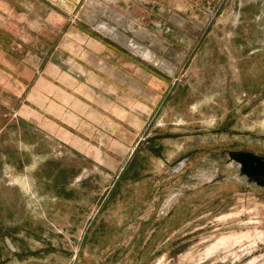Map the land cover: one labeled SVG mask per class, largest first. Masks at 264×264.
<instances>
[{
  "label": "rangeland",
  "instance_id": "obj_1",
  "mask_svg": "<svg viewBox=\"0 0 264 264\" xmlns=\"http://www.w3.org/2000/svg\"><path fill=\"white\" fill-rule=\"evenodd\" d=\"M81 3L55 102L0 108V264H264V178L232 157L264 158V0Z\"/></svg>",
  "mask_w": 264,
  "mask_h": 264
},
{
  "label": "crops",
  "instance_id": "obj_2",
  "mask_svg": "<svg viewBox=\"0 0 264 264\" xmlns=\"http://www.w3.org/2000/svg\"><path fill=\"white\" fill-rule=\"evenodd\" d=\"M81 1L0 0V108L7 112L17 111L23 124L27 122L25 118L30 119L32 115L39 121L36 107L52 104L56 100L53 91L54 83L48 78L51 76L49 71L56 69L50 55L54 52L56 40L59 39L60 32H57V29L63 25L71 24L69 15L80 12ZM44 8H46L45 19L40 16L44 13ZM134 9L135 7H131L130 10L134 12ZM200 9L202 11L203 7ZM110 18L112 17L110 16ZM43 23L46 27L42 26ZM72 43L75 44V42ZM83 45V48L67 47L74 59H100L96 52L86 47L85 41ZM105 48L106 46L100 47L99 51L102 53ZM181 58H185V56ZM113 69V75L117 78L122 71L117 68ZM88 81L92 86L86 87H93V80L89 79ZM146 96L148 99L152 98L154 90L147 91ZM66 98L72 100L69 95ZM147 98L146 100L149 102ZM83 104H85L83 101L77 100L73 106ZM148 106L146 104V107ZM68 113L69 111L66 112V114ZM103 119V116L94 117L90 115L87 122L92 127L88 130L91 138L94 135H98L101 140L104 138V131L101 128ZM133 122L139 123V120L134 119ZM76 126L81 128L79 123ZM151 139L155 138L151 137ZM74 141L77 144H73V146L77 150L81 152L87 150L88 143L85 142L86 140L76 136ZM133 151L134 148L131 153ZM131 164L134 165V158Z\"/></svg>",
  "mask_w": 264,
  "mask_h": 264
},
{
  "label": "water",
  "instance_id": "obj_3",
  "mask_svg": "<svg viewBox=\"0 0 264 264\" xmlns=\"http://www.w3.org/2000/svg\"><path fill=\"white\" fill-rule=\"evenodd\" d=\"M136 150L137 148L133 151L131 157L133 156ZM232 157L235 160L241 162L242 171L244 173L264 178V158H261L253 152H235L232 154ZM120 175L117 179L120 178Z\"/></svg>",
  "mask_w": 264,
  "mask_h": 264
},
{
  "label": "trees",
  "instance_id": "obj_4",
  "mask_svg": "<svg viewBox=\"0 0 264 264\" xmlns=\"http://www.w3.org/2000/svg\"><path fill=\"white\" fill-rule=\"evenodd\" d=\"M140 163L139 161H137V157H134V178H137L138 175H139V170H140ZM127 176V172L125 171L123 176H122V179Z\"/></svg>",
  "mask_w": 264,
  "mask_h": 264
}]
</instances>
